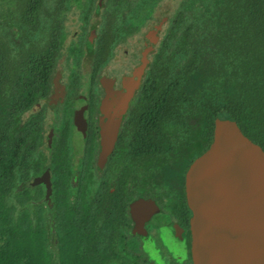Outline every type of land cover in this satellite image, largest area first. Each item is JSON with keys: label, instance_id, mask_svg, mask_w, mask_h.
<instances>
[{"label": "trees", "instance_id": "1", "mask_svg": "<svg viewBox=\"0 0 264 264\" xmlns=\"http://www.w3.org/2000/svg\"><path fill=\"white\" fill-rule=\"evenodd\" d=\"M160 1L122 0L120 6H143L132 25ZM18 2L21 9L6 14L16 36L0 35V264H148L121 250L118 221L104 218L81 190L60 188L51 209L44 187L31 183L43 171L44 117L35 107L51 91L66 31L58 21L40 26L44 0ZM182 5L155 50L154 93L167 96L171 111L185 100L203 121L236 120L264 149V0ZM112 40L110 33L100 40L97 60Z\"/></svg>", "mask_w": 264, "mask_h": 264}, {"label": "flooded vegetation", "instance_id": "2", "mask_svg": "<svg viewBox=\"0 0 264 264\" xmlns=\"http://www.w3.org/2000/svg\"><path fill=\"white\" fill-rule=\"evenodd\" d=\"M54 2L52 9L45 3L40 6L39 24L50 27L58 21L64 26L61 54L64 49L68 55L57 65L50 93L35 107L44 117L38 153L43 171L33 176L31 183L44 187L48 204L47 184L38 182L48 173L51 209L60 188L71 193L81 190L89 201L97 202L104 218L118 221L124 252L139 253L148 264H193L194 212L188 202L187 172L211 146L215 121H203L190 101L175 102L177 109L171 111L167 96L154 93L149 79L155 70V50L163 37L153 33L149 23L152 10L130 25L143 6L135 10L128 6L123 13L117 9L124 6L107 7L102 0L96 5L95 0ZM74 7L79 9L83 32L69 38L68 13ZM114 16L125 21L118 26L122 33L119 39L114 34ZM97 17L106 21L101 31L90 28L92 18ZM9 20L10 14L6 28L11 33ZM127 28L132 29L130 33ZM108 33L113 36L110 50L104 59L97 60L99 42ZM131 39L132 47L123 48ZM149 48L139 86L129 100L117 101V92L126 89V82L143 64ZM87 55L92 58L89 71L83 69ZM110 90L114 93L109 96ZM47 112L53 117L46 134ZM45 143L46 153L42 151Z\"/></svg>", "mask_w": 264, "mask_h": 264}, {"label": "water", "instance_id": "3", "mask_svg": "<svg viewBox=\"0 0 264 264\" xmlns=\"http://www.w3.org/2000/svg\"><path fill=\"white\" fill-rule=\"evenodd\" d=\"M149 50L117 101L129 100L139 86ZM47 174L38 182H46L51 208ZM187 195L193 264H264V149L236 120L216 118L211 146L187 172Z\"/></svg>", "mask_w": 264, "mask_h": 264}, {"label": "rangeland", "instance_id": "4", "mask_svg": "<svg viewBox=\"0 0 264 264\" xmlns=\"http://www.w3.org/2000/svg\"><path fill=\"white\" fill-rule=\"evenodd\" d=\"M55 1V0H54ZM53 0H44V3L46 5H48V7H50L52 9V7L54 5H56V3ZM99 0H95V5ZM122 0H102V5H106L107 7H111L112 5H119L121 4ZM10 2V3H9ZM183 0H161L155 7H154V11H153V20L150 21L149 23H151L153 25V33L155 32H159L160 36L163 37L165 35V29L169 26V23L172 21V19L174 18L176 12L178 9L183 8L182 5ZM20 6L18 0H0V35L3 36H7L9 39H12L16 36V32L17 29L15 28H11V34H6V14L8 11L12 10V11H16L18 9L15 8V6ZM66 5V4H65ZM135 8L140 7L141 5H133ZM128 5L124 6L123 10L122 8L117 9L118 12H123L125 13L126 10L125 8H127ZM107 10V9H106ZM109 10V9H108ZM133 12V11H131ZM69 19L67 21V30L69 32V38L70 37H75L76 34L80 33L82 28L80 27V20H79V9H77L76 7L72 8L69 13ZM114 20V24H113V29H114V34L116 39H119V37L121 36V27L118 28V26H120L123 22V20H121L119 17L114 16L112 18ZM105 18H92L91 21V27H95L97 28L96 30L101 31L103 30L104 24H105ZM131 28H127V32L130 33L131 32ZM83 32V30H82ZM82 36L85 38L86 37V33H83ZM39 37V33H34L33 38L34 40H37ZM134 44V40L132 41V39L129 41V43H125L124 46H122L125 49H130L132 47V45ZM117 48V45L113 46V51H116L115 49ZM73 53V52H71ZM65 54L68 55V51L64 50L62 51L61 56H59L58 58V64L62 65L63 62H65ZM78 56L81 55V51L78 50V52L76 53ZM75 54V55H76ZM77 57V56H75ZM91 56L87 55L84 58V70L85 71H89L91 68L90 62H91ZM182 60V59H181ZM181 63H184V60L181 61ZM61 67V66H60ZM115 69V68H114ZM114 71H118L117 68ZM52 117L53 114L51 112H47V117H46V122H45V127H46V134L49 131V125L52 121ZM42 151L44 153H46V143L45 145H43L42 147ZM166 218V216L164 217V219ZM159 222H161V219H159ZM168 260V259H167ZM168 262V261H166ZM155 264H158V262H154ZM168 264V263H167Z\"/></svg>", "mask_w": 264, "mask_h": 264}]
</instances>
